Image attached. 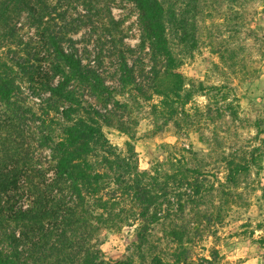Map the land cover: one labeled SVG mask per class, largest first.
I'll return each instance as SVG.
<instances>
[{
  "label": "rangeland",
  "instance_id": "rangeland-1",
  "mask_svg": "<svg viewBox=\"0 0 264 264\" xmlns=\"http://www.w3.org/2000/svg\"><path fill=\"white\" fill-rule=\"evenodd\" d=\"M163 1L196 26L194 39L183 41L169 25L184 85L167 105L157 92L149 48L140 46L133 1L63 0L53 14L54 27L67 31L83 62L101 72L110 103L104 105L79 81L71 88L84 105L110 112L109 122L101 120L108 139L124 154L131 142L139 169L159 189L152 209L157 216L146 221L139 218L141 208L131 194L118 196L114 212L120 214L98 234L105 258L130 264H153L155 257L170 263L181 259L180 264H207L206 259L264 264V155L255 160L252 155L264 150V0ZM63 10L62 20L57 17ZM18 26L19 37L39 48V35L24 15ZM19 49L0 41V58L13 59L21 55ZM122 50L133 68L128 86L121 80ZM163 67L157 63L160 72ZM21 85L26 105L43 114L49 93L27 79ZM49 115L62 118L59 112ZM28 125L27 141L51 175L49 151L36 150L35 124ZM231 160L250 161L235 182L228 180ZM195 182L201 185L199 194ZM24 202L21 198L18 204ZM142 224L146 238L141 242Z\"/></svg>",
  "mask_w": 264,
  "mask_h": 264
},
{
  "label": "trees",
  "instance_id": "trees-1",
  "mask_svg": "<svg viewBox=\"0 0 264 264\" xmlns=\"http://www.w3.org/2000/svg\"><path fill=\"white\" fill-rule=\"evenodd\" d=\"M60 1L0 0V41L9 46L16 43L22 50L13 59L0 58V264H130L107 260L98 234L120 214L114 209L122 194H131L139 205L140 219L156 217L152 209L158 204L159 189L147 179V172L139 169L131 142L124 154L108 139L101 120L109 122L110 112L84 105L71 88L79 81L103 98L104 105L110 103L111 90L101 72L83 62L67 31L54 27L53 14L62 5ZM131 1L138 12L140 46L149 48L157 92L167 105L173 95L179 97L184 85L178 70L181 57L172 45L174 34L169 25L180 32L183 41H190L195 22L179 15L172 5L167 9L163 0ZM65 12L57 18L63 20ZM23 15L39 35V48L18 35ZM71 28L72 32L78 30ZM157 63L163 64L162 72ZM120 64L123 86L131 85L133 68L123 50ZM25 79L49 93L43 114L26 105L21 85ZM51 111L61 113L62 118L50 116ZM29 121L35 124L36 150L49 151L51 175L39 166L41 155H36L27 141ZM252 155L255 160L264 150ZM227 165L228 180L235 182L239 174L248 171L250 161L231 160ZM192 186L199 194L201 185L195 182ZM21 198L25 202L18 204ZM137 237L145 241L144 224ZM180 261L170 263L155 257L153 264Z\"/></svg>",
  "mask_w": 264,
  "mask_h": 264
}]
</instances>
